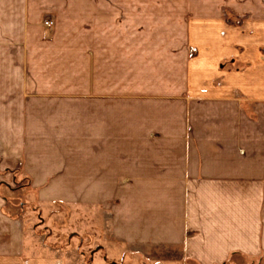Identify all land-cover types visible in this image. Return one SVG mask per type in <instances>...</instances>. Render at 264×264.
<instances>
[{
    "label": "crops",
    "instance_id": "0c3cea01",
    "mask_svg": "<svg viewBox=\"0 0 264 264\" xmlns=\"http://www.w3.org/2000/svg\"><path fill=\"white\" fill-rule=\"evenodd\" d=\"M20 1L14 10L27 8ZM93 1L80 14L93 15V27L82 30L95 33L97 46L98 35L111 37L101 44L105 58L94 53V63L108 65L79 71L77 123H0V184L21 172L41 204L92 207L127 246L177 247L190 264H264V0L216 3L223 15L252 16L246 22L261 37L253 58L238 54L235 70L201 65L172 81L157 75L153 90L149 73L135 75L133 64L118 77L111 47L117 33L136 31L135 16H149L150 3ZM136 25L149 29L147 21ZM119 79L125 123L117 115ZM23 101L12 110L32 103ZM5 204L0 196V264H65L55 250L31 246Z\"/></svg>",
    "mask_w": 264,
    "mask_h": 264
},
{
    "label": "rangeland",
    "instance_id": "374dc122",
    "mask_svg": "<svg viewBox=\"0 0 264 264\" xmlns=\"http://www.w3.org/2000/svg\"><path fill=\"white\" fill-rule=\"evenodd\" d=\"M19 1L0 0V9H5L0 11V101L4 104L0 106L5 107V111H0V123L29 126V123H66L65 119L77 123L78 116H82L77 99L79 71L92 73L95 66L100 68L109 63H94V53L105 58L107 50L101 44L111 37L98 35V41H102L97 46L95 33L82 30L83 26L93 27V15L80 14L86 7L92 8L94 1L26 0L27 8L16 11L14 7ZM147 2L151 14L144 18L135 16L136 31L117 33V45L114 39L111 43L117 52L115 65L119 78L133 64L135 75L149 73L153 90L158 83L154 80L157 75L172 81L175 74L184 75L201 65L204 71L212 66L215 71L235 70L240 66L238 54L249 59L257 54L255 46L260 45V34L253 32V26L246 22L248 19L252 22V16L223 15L222 7L216 6L218 0ZM173 8L180 14L153 15L160 9ZM19 11L22 13H16ZM142 20L148 23L147 31L136 25ZM4 25L18 28L3 31ZM14 73L23 76L17 78ZM117 82L118 121L125 123L126 87L122 79ZM21 99L23 103V100L32 102L24 105L27 111L12 110L10 103ZM5 180L6 188L4 183L0 184V196L6 201L5 213L21 218L31 246L55 250L65 264H190L177 247H133L114 239L108 218L92 207L41 204L21 172L14 178L6 176Z\"/></svg>",
    "mask_w": 264,
    "mask_h": 264
}]
</instances>
